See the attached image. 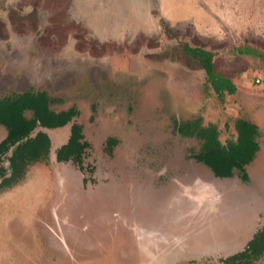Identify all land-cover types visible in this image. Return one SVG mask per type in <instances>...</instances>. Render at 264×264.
<instances>
[{
    "label": "rangeland",
    "instance_id": "374dc122",
    "mask_svg": "<svg viewBox=\"0 0 264 264\" xmlns=\"http://www.w3.org/2000/svg\"><path fill=\"white\" fill-rule=\"evenodd\" d=\"M26 89L76 106L94 182L54 158L70 124L43 129L47 163L0 190V264H223L264 224V0H0V96ZM197 116L222 143L237 118L258 126L247 182L192 158L174 122Z\"/></svg>",
    "mask_w": 264,
    "mask_h": 264
},
{
    "label": "trees",
    "instance_id": "16d2710c",
    "mask_svg": "<svg viewBox=\"0 0 264 264\" xmlns=\"http://www.w3.org/2000/svg\"><path fill=\"white\" fill-rule=\"evenodd\" d=\"M183 53L196 60L205 74L206 81L217 93H233L234 83L214 70L213 52L183 43ZM242 52L254 51L251 48ZM61 99L51 96L46 90L26 89L0 96V124L5 134L0 139V190L9 188L23 179L27 167L35 162L47 163L51 149V139L43 129L62 128L68 124L69 133L62 144L54 150L57 162H70L82 173V182L93 183L94 166L85 162L91 144L85 139L82 125L74 120L78 109L71 105L54 110L52 104ZM176 131L200 141L192 158L207 166L218 178H230L238 171L242 181H248L246 166L252 162L259 143L258 126L245 118L234 121L236 136L222 143L219 131L214 125H203L201 116L174 122ZM116 140L106 139V149L111 153ZM264 255V224L256 229L242 249L219 258L223 264H260Z\"/></svg>",
    "mask_w": 264,
    "mask_h": 264
},
{
    "label": "crops",
    "instance_id": "0c3cea01",
    "mask_svg": "<svg viewBox=\"0 0 264 264\" xmlns=\"http://www.w3.org/2000/svg\"><path fill=\"white\" fill-rule=\"evenodd\" d=\"M252 235V234H251ZM251 237V236H250ZM248 240V239H247Z\"/></svg>",
    "mask_w": 264,
    "mask_h": 264
}]
</instances>
